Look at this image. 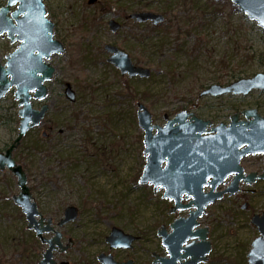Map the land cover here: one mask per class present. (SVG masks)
Instances as JSON below:
<instances>
[{
  "label": "rangeland",
  "instance_id": "374dc122",
  "mask_svg": "<svg viewBox=\"0 0 264 264\" xmlns=\"http://www.w3.org/2000/svg\"><path fill=\"white\" fill-rule=\"evenodd\" d=\"M6 2L0 0V6ZM44 4L65 52L48 60L56 69L46 83L50 109L43 123L23 138L14 158L24 166L44 215L57 222L67 206L79 208V217L62 228L64 241L72 238L74 243L67 252H56L55 258L70 264H100L97 256L111 253L120 261L152 264L153 252L168 256L158 231L165 226L171 232V223L195 209L171 213L174 203L163 198V190L154 192L153 186L139 182L147 156L137 102L145 104L153 124L160 126L166 123L165 114L174 117L183 110L211 121L212 126L229 124L232 114L245 109L256 108L264 116V90L253 89L247 96L200 95L210 85H228L264 73V29L230 0H98L95 4L44 0ZM165 7H170L169 16L163 13ZM142 11L161 13L165 21L153 25L128 17ZM111 19L121 25L117 32L109 29ZM168 22L171 27H166ZM109 43L152 75L123 76L107 60L110 54L104 46ZM17 44L0 37L3 63ZM68 83L76 92L75 101L65 94ZM32 101L40 108L41 101ZM19 109L14 89L0 99V150L17 135ZM241 165L247 174L261 172L264 154L250 155ZM231 181L230 176L221 188ZM240 187L236 194L210 204L198 218L196 228H208L212 244L208 260L200 264H248L247 252L259 235L251 220L264 214V181L253 186L255 194L245 193L249 185L244 182ZM19 191L16 176L9 169L0 170V257L14 264H38L46 246L30 245L35 233L27 229V220L12 199ZM113 227L138 236L133 248H110L106 238ZM21 241L31 242L26 256L17 246Z\"/></svg>",
  "mask_w": 264,
  "mask_h": 264
},
{
  "label": "water",
  "instance_id": "95a60500",
  "mask_svg": "<svg viewBox=\"0 0 264 264\" xmlns=\"http://www.w3.org/2000/svg\"><path fill=\"white\" fill-rule=\"evenodd\" d=\"M97 1L88 0V3L95 4ZM231 1L264 29V0ZM14 6L16 9L11 11ZM47 16L44 0H7V4L0 8V36L7 35L11 44L18 43L17 48L6 55V63L0 61V99L14 88V98L20 106L19 133L5 151H0V170L9 169L16 176L20 191L12 196L14 203L25 215L27 229L33 230L40 242L47 246L38 264H70L65 260L58 262L54 255L55 252H67L73 245L71 238L63 243L61 229L78 218V208L67 206L55 225L52 218L45 217L39 210L24 167L13 156L26 133L39 125L49 111L47 102L37 109L32 99L45 101L49 94L46 83L53 79L56 71L48 60L65 52L64 44L54 38V23ZM129 18L139 23L150 21L154 25L165 21L163 14L151 11L133 12ZM109 26L113 32L121 28L114 19L109 21ZM104 48L110 53L108 61L122 75L131 78H148L151 75L149 68L136 65L129 54L117 46L106 44ZM253 89L264 90V73L241 78L228 85H210L201 92V96L247 95ZM65 94L69 100H76V93L69 83L66 84ZM137 106L138 122L145 132L144 154L147 156L140 183L153 185L155 191L164 189L163 198L174 203L171 213L191 207L195 209L187 218L171 223V232L165 226L158 231L168 257L153 253L152 264L204 263L208 260L212 244L208 239L209 229L196 228L199 226L198 218L224 193L234 195L239 192L241 182L251 184L257 177L264 179V173L260 176L255 172L246 175L240 164L247 155L264 154V117L257 109H245L231 116L230 125L220 123L212 126L211 121L183 111L174 118L165 114L166 123L160 126L153 124L152 115L144 103L137 102ZM240 115H244L245 119L240 120ZM230 175H233V180L229 186L215 192ZM206 186L211 189L205 191ZM183 200L190 201L185 204ZM251 221L259 235L251 244L247 261L249 264H264V214H255ZM137 239L135 235L113 227L106 241L110 248L131 249ZM98 260L101 264H135L133 259L120 262L106 253L99 254Z\"/></svg>",
  "mask_w": 264,
  "mask_h": 264
},
{
  "label": "bare ground",
  "instance_id": "6f19581e",
  "mask_svg": "<svg viewBox=\"0 0 264 264\" xmlns=\"http://www.w3.org/2000/svg\"><path fill=\"white\" fill-rule=\"evenodd\" d=\"M48 11V10H47ZM108 25H109V23H108ZM109 29H110V26H109ZM111 30V29H110ZM112 31V30H111ZM113 32V31H112ZM117 32V31H116ZM12 53V52H11ZM151 75H152V71H151ZM150 75V76H151ZM123 76H128V75H123ZM149 76V77H150ZM137 77H139V76H137ZM148 77V78H149ZM131 78V77H130ZM132 78H135V77H132ZM141 78V77H140ZM76 93V92H75ZM251 93V92H250ZM250 93H248L247 95H249ZM49 95V94H48ZM200 95H201V93H200ZM223 95H234V96H247V95H243V94H238V95H235V94H223ZM204 96H210V97H218V96H216V95H214V94H211V95H204ZM46 101V100H45ZM71 101V100H70ZM47 102V101H46ZM48 103V102H47ZM49 104V103H48ZM138 107V106H137ZM253 109H256V108H253ZM137 110H138V108H137ZM184 111V110H183ZM183 111H181V112H183ZM187 112V111H186ZM180 113V112H179ZM188 113H193V112H188ZM236 113H238V112H235L234 114H236ZM178 114V113H177ZM176 114V115H177ZM195 114V113H194ZM234 114H232L231 116H233ZM46 115V114H45ZM45 115H44V117H43V119H42V122L41 123H43V120H44V118H45ZM175 115V116H176ZM196 115V114H195ZM174 116V117H175ZM197 116V115H196ZM231 116H230V123L232 122V120H231ZM174 117H170V118H174ZM197 117H199V116H197ZM199 118H201V117H199ZM240 120H244L245 119V117L244 118H242V116L240 115ZM201 119H203V118H201ZM205 120V119H204ZM40 123V124H41ZM230 123L229 124H227V125H230ZM39 124V125H40ZM39 125H37V126H39ZM19 126H20V121H19ZM19 126H18V132H17V134L19 133ZM37 126H35V127H37ZM35 127H33V128H35ZM33 128H31V129H33ZM209 129L211 128V127H208ZM30 129V130H31ZM29 130V131H30ZM28 131V132H29ZM27 132V133H28ZM154 132L156 133V129L154 130ZM27 133H26V135H27ZM44 134V136H47V133L46 132H44L43 133ZM25 135V136H26ZM143 141H144V139H143ZM144 146H145V144H144ZM144 150H145V147H144ZM250 155H254V154H250ZM250 155H247V156H245V157H243L242 159H241V161H240V164L242 163V160L244 159V158H246V157H248V156H250ZM253 172H255V173H257L258 174V176H260V175H262L263 173H264V168L262 169V171L261 172H259V171H253ZM229 178V177H228ZM228 178L225 180V182L223 183V184H221L220 186H218V188L215 190V192H220V191H223V190H225L228 186H229V184L225 187V188H221L222 187V185H225V183L227 182V180H228ZM260 180H263L264 181V179L263 178H260V177H257L256 178V181H254L253 183H247V185H249V188H250V192H252V193H256L257 192V189H256V187H253L258 181H260ZM211 189V187H209V186H206L205 188H204V190L205 191H209ZM225 195H229V196H232V195H230L229 193H224L223 194V196H222V198H220V199H218L217 201H219V200H221V199H223L224 198V196ZM216 201V202H217ZM247 207V205L245 204V205H243V207L242 208H246ZM258 214V213H257ZM63 215H64V213H63ZM62 215V216H63ZM79 217V216H78ZM109 246H110V244H109ZM250 249H251V247H250ZM250 249H249V251H250ZM249 251L247 252V255H248V253H249ZM43 253V252H42ZM153 253H155V252H153ZM153 253H152V256H154L153 255ZM101 254V253H100ZM109 254H111V253H109ZM158 254V253H157ZM113 255V254H112ZM160 255V254H159ZM114 256V255H113ZM161 256V255H160ZM166 257H168V256H166ZM115 258V257H114ZM97 260H98V256H97ZM115 260H117V261H120V260H118V259H116L115 258ZM99 261V260H98ZM99 263H100V261H99ZM178 264H180V263H178Z\"/></svg>",
  "mask_w": 264,
  "mask_h": 264
},
{
  "label": "trees",
  "instance_id": "16d2710c",
  "mask_svg": "<svg viewBox=\"0 0 264 264\" xmlns=\"http://www.w3.org/2000/svg\"><path fill=\"white\" fill-rule=\"evenodd\" d=\"M170 7H165L164 9H163V13L167 16L168 14H170ZM169 16V15H168ZM179 21V20H178ZM170 23L168 22L167 23V25H166V27H171L172 25H169ZM156 28V27H155ZM153 29V28H152ZM31 238H32V243L31 242H28V241H26V242H24V241H21L20 242V245H17V246H19V247H21V255L22 256H26L27 255V253L29 254V251H30V247H32V246H30V245H33V246H36V245H39L40 244V241L36 238V236H35V234H32L31 235ZM29 243H31L30 245H29ZM0 264H14L12 261H7L6 260V262L3 260V258L2 257H0Z\"/></svg>",
  "mask_w": 264,
  "mask_h": 264
},
{
  "label": "flooded vegetation",
  "instance_id": "af4514ba",
  "mask_svg": "<svg viewBox=\"0 0 264 264\" xmlns=\"http://www.w3.org/2000/svg\"><path fill=\"white\" fill-rule=\"evenodd\" d=\"M6 4H7V2H6ZM6 4H5V5H6ZM3 6H4V5H3ZM1 7H2V6H0V8H1ZM11 11H13L12 8H11ZM9 14H10V13H9ZM0 37H1V38H5V37H7V35H4V37H2V36H0ZM7 38H8V37H7ZM8 39H9V38H8ZM9 41H10V39H9ZM111 44H112V43H111ZM17 45H18V44H17ZM9 54H10V53H9ZM7 55H8V54H7ZM5 58H6V56H5ZM0 61H1V59H0ZM1 62H2V61H1ZM2 63H3V62H2ZM20 144H21V143H20ZM19 146H20V145H19ZM19 146H18V148H19ZM5 149H6V148H5ZM5 149H4V150H5ZM4 150H1V151H4ZM15 160H16V159H15ZM16 161H17V160H16ZM18 163H19V162H18ZM23 167H24V166H23ZM24 169H25V168H24ZM249 190H250L249 187L246 188V189H245V193H249V192H250ZM251 193H252V192H251ZM69 206H70V205H69ZM71 206H74V205H71ZM38 207H39V205H38ZM77 208H78V207H77ZM39 210H40V208H39ZM64 210H65V209H64ZM40 211H41V210H40ZM41 212H42V211H41ZM63 213H64V212H63ZM78 213H79V208H78ZM42 214H43V212H42ZM79 214H80V213H79ZM43 215H44V214H43ZM44 216L47 217V218H52V217H49V216H46V215H44ZM61 218H62V217H61ZM61 218H60V219H61ZM52 219H53V218H52ZM60 219H59V220H60ZM53 220H54V219H53ZM59 220H58V221H59ZM58 221L56 222V221L54 220V224L57 225ZM69 224H70V223H69ZM48 236L50 237V236H52V234H48ZM135 236H136V235H135ZM136 237H138V236H136ZM69 239H70V238L67 239V242H68ZM71 239H72V238H71ZM72 240H73V239H72ZM137 240H138V239H137ZM67 242L64 241V233H63V243L66 244ZM135 242H136V241H135ZM135 242H134V243H135ZM73 243H74V242H73ZM134 243H133V246H134ZM45 246H46V245H45ZM46 247H47V246H46ZM71 247H72V246H71ZM132 248H133V247H132ZM70 249H71V248H70ZM70 249H69V250H70ZM125 261H126V260H125ZM58 262H59V261H58ZM120 262H122V261H120ZM134 262H135V261H134ZM135 264H136V262H135Z\"/></svg>",
  "mask_w": 264,
  "mask_h": 264
}]
</instances>
